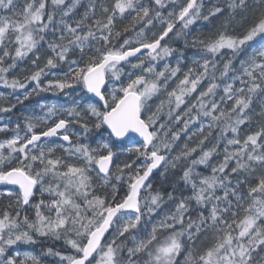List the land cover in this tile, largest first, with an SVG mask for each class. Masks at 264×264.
<instances>
[{"label": "snow or ice", "instance_id": "1", "mask_svg": "<svg viewBox=\"0 0 264 264\" xmlns=\"http://www.w3.org/2000/svg\"><path fill=\"white\" fill-rule=\"evenodd\" d=\"M0 86V264H264V0H0Z\"/></svg>", "mask_w": 264, "mask_h": 264}, {"label": "trees", "instance_id": "2", "mask_svg": "<svg viewBox=\"0 0 264 264\" xmlns=\"http://www.w3.org/2000/svg\"><path fill=\"white\" fill-rule=\"evenodd\" d=\"M79 11L82 12L83 9H79ZM213 23H216V22L214 21ZM200 31L207 33V32H209V29H207V28L198 29L196 34L198 35ZM173 46L174 47H183V45H181V44H176ZM187 56L190 57L189 51L187 52ZM21 67L23 68L25 66L22 65ZM4 91H5V89L3 88V86H0V92H4ZM49 99L57 101L56 95L52 92H49ZM65 100H67V97H63V96L60 97L61 103H63ZM42 101L43 100L40 97H33L32 105H36L38 102H42ZM21 115H22V110H14V112L12 113V118L15 119L16 117L21 116ZM4 138H5V136L3 134H0V139H4ZM182 147H183V144L181 143L178 145L177 150H179V148H182ZM173 154H175V153H173ZM121 159H123V157H121ZM213 162H215V161H213ZM201 168H203V166H201ZM162 171H163V169L158 171L155 174V176L153 177V185H154V187H159L162 191L163 190L171 191L172 180H171L170 176H161L160 172H162ZM33 246H35V245H33ZM49 247H53L54 249H59L61 251H64L66 248V246L64 245L62 240H51V239H49Z\"/></svg>", "mask_w": 264, "mask_h": 264}, {"label": "rangeland", "instance_id": "3", "mask_svg": "<svg viewBox=\"0 0 264 264\" xmlns=\"http://www.w3.org/2000/svg\"><path fill=\"white\" fill-rule=\"evenodd\" d=\"M190 57L193 55L191 51H189ZM43 101V103H52L56 102L55 100L49 99V92L47 93H42L41 96H39ZM0 123H3V121H0ZM125 157H123L124 159ZM24 251H27L23 249ZM40 254V253H37ZM45 264H56V259L55 258H49V257H44Z\"/></svg>", "mask_w": 264, "mask_h": 264}, {"label": "bare ground", "instance_id": "4", "mask_svg": "<svg viewBox=\"0 0 264 264\" xmlns=\"http://www.w3.org/2000/svg\"><path fill=\"white\" fill-rule=\"evenodd\" d=\"M156 173H157V172H156ZM156 173H155V174H156ZM155 174H154V176H155ZM154 176H153V177H154Z\"/></svg>", "mask_w": 264, "mask_h": 264}, {"label": "water", "instance_id": "5", "mask_svg": "<svg viewBox=\"0 0 264 264\" xmlns=\"http://www.w3.org/2000/svg\"><path fill=\"white\" fill-rule=\"evenodd\" d=\"M155 174V173H154Z\"/></svg>", "mask_w": 264, "mask_h": 264}]
</instances>
